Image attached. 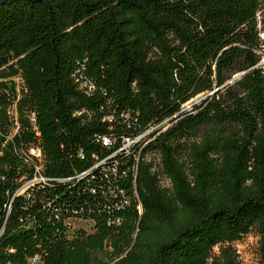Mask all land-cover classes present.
Returning a JSON list of instances; mask_svg holds the SVG:
<instances>
[{
	"label": "trees",
	"instance_id": "1",
	"mask_svg": "<svg viewBox=\"0 0 264 264\" xmlns=\"http://www.w3.org/2000/svg\"><path fill=\"white\" fill-rule=\"evenodd\" d=\"M261 32L264 0L0 4V264H242L251 231L264 264Z\"/></svg>",
	"mask_w": 264,
	"mask_h": 264
},
{
	"label": "rangeland",
	"instance_id": "2",
	"mask_svg": "<svg viewBox=\"0 0 264 264\" xmlns=\"http://www.w3.org/2000/svg\"><path fill=\"white\" fill-rule=\"evenodd\" d=\"M259 63L261 64L262 67H264V50L261 51V58ZM238 75L235 74L233 75L232 79L237 78ZM16 82H19L17 78H15ZM203 97L202 94H198L188 100L186 103H184V107H188L192 102H197ZM70 223L72 226H80L86 229H89L91 226L90 221H82V220H76V219H71ZM231 246L234 248L236 254H237V259L240 261L242 264H257L258 262V253H257V237L254 234V232H249L242 236V238L234 243L231 244ZM105 250H110L109 247L103 246ZM217 248L215 247L214 250ZM125 255V251H123L119 257H123Z\"/></svg>",
	"mask_w": 264,
	"mask_h": 264
},
{
	"label": "built area",
	"instance_id": "3",
	"mask_svg": "<svg viewBox=\"0 0 264 264\" xmlns=\"http://www.w3.org/2000/svg\"><path fill=\"white\" fill-rule=\"evenodd\" d=\"M260 38L263 39L264 41V32H261L259 34ZM85 83V82H84ZM165 121H162L161 123H159L158 125L156 126H150L144 133H141V134H138L137 136H135L133 139H130L128 137H124L123 140H122V144H121V148L122 149H126L129 144L132 142V141H136L138 139H140L141 137L144 136V134L148 133L149 131H151L152 129L156 128L157 126L159 125H162ZM100 142L102 145H108L109 144V139L107 138V136H101L100 137ZM28 153L30 155H33L35 157H38L40 155V151L37 147H30L28 149ZM76 220H81V219H76ZM71 219H69V223H70ZM82 221H85V220H82ZM116 222H118V219H115ZM70 225L72 226V224L70 223ZM72 227H80V226H72ZM83 228V227H82ZM86 229V228H85ZM30 261L31 262H37L38 261V257L37 255H33L31 258H30Z\"/></svg>",
	"mask_w": 264,
	"mask_h": 264
},
{
	"label": "water",
	"instance_id": "4",
	"mask_svg": "<svg viewBox=\"0 0 264 264\" xmlns=\"http://www.w3.org/2000/svg\"><path fill=\"white\" fill-rule=\"evenodd\" d=\"M6 0H0V4L4 3ZM32 1H35V0H32ZM39 1H43L45 2V0H39ZM239 75V74H238Z\"/></svg>",
	"mask_w": 264,
	"mask_h": 264
}]
</instances>
